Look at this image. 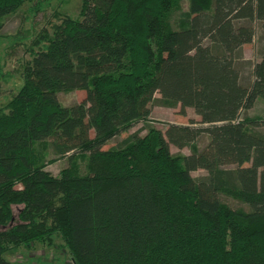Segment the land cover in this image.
I'll use <instances>...</instances> for the list:
<instances>
[{"label":"trees","instance_id":"trees-1","mask_svg":"<svg viewBox=\"0 0 264 264\" xmlns=\"http://www.w3.org/2000/svg\"><path fill=\"white\" fill-rule=\"evenodd\" d=\"M24 1L0 0V28ZM80 2L78 19L62 18L30 51L0 108V264L37 244L71 264H264V136L254 130L264 120H239L264 104V0ZM254 23L262 54L243 86L235 62ZM78 90L81 104H59ZM154 102L199 122L147 127L102 149ZM41 147L66 157L61 177L45 171ZM197 170L206 176L192 178Z\"/></svg>","mask_w":264,"mask_h":264},{"label":"rangeland","instance_id":"rangeland-1","mask_svg":"<svg viewBox=\"0 0 264 264\" xmlns=\"http://www.w3.org/2000/svg\"><path fill=\"white\" fill-rule=\"evenodd\" d=\"M81 2L80 0H25L20 8L12 15L6 17L2 21L0 28V108H5L10 99L18 92L21 85V70L22 67L30 59V51L36 52L43 47L45 42L43 37H51L52 25L60 23L62 18L70 17L78 19L80 17ZM255 35L249 45L242 48L241 58L235 62V67L240 74V82L243 86H248L252 80L251 71L253 65L258 62L262 54V32L260 25L254 23ZM39 41V42H38ZM36 43V44H35ZM155 100H159L160 96L155 94ZM85 98V93L82 90L73 92H61L58 94V102L61 106L71 107L81 104ZM264 104L263 100L257 99L254 106L242 112L239 120L245 118L264 120ZM179 106L175 108H167L160 106L159 102L151 104V112L147 120L133 125L128 133L122 134L110 140L102 149L106 150L115 146L120 140L128 134L138 133L143 136L146 134L147 127H152L162 133L166 130L169 124L188 125L192 120L195 123L199 122V117L192 109H185V116L179 115ZM195 127H201L195 124ZM264 136V126H259L254 129ZM92 137V133H91ZM208 143V136L201 135L196 141L195 147L201 151ZM170 152L173 155H189L190 150L183 148L181 150L170 146ZM43 161H45V171L49 172L52 177H61L68 169L66 157H57L47 148L41 147L38 149ZM78 173H85V159L79 158L77 161ZM206 176L204 170L191 172L192 178H201ZM13 214L8 227L18 221V215L22 208L15 206L12 208ZM58 252L61 254L64 250L60 240L54 242ZM56 249V250H57ZM28 254L35 256L40 260L43 254L53 252L59 259L58 264H71L68 254L64 252L59 255L54 249L45 248V245L37 244L29 248ZM11 254L5 255V258H10L11 261H23L20 251L10 257ZM41 261V260H40ZM42 262L36 261L35 264Z\"/></svg>","mask_w":264,"mask_h":264},{"label":"crops","instance_id":"crops-1","mask_svg":"<svg viewBox=\"0 0 264 264\" xmlns=\"http://www.w3.org/2000/svg\"><path fill=\"white\" fill-rule=\"evenodd\" d=\"M18 252L20 251V255L22 256L23 258V261L21 262H17L15 263V261H11L10 258H6L10 264H35L36 261L37 263L38 262H42L40 264H58V260L57 258L55 259L56 257V254H54L53 252L49 253L48 255L47 254H43V257L40 258V260L38 259V257L36 258L35 256H31L28 254V250L25 249V248H20L17 250ZM30 253V252H29ZM11 254L10 257H12L14 253H9Z\"/></svg>","mask_w":264,"mask_h":264}]
</instances>
